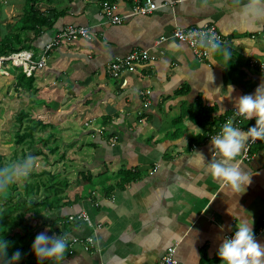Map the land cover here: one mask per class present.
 I'll list each match as a JSON object with an SVG mask.
<instances>
[{
  "label": "crops",
  "instance_id": "crops-1",
  "mask_svg": "<svg viewBox=\"0 0 264 264\" xmlns=\"http://www.w3.org/2000/svg\"><path fill=\"white\" fill-rule=\"evenodd\" d=\"M5 1L0 0V21H7L0 26V41L12 31L18 4ZM104 1L118 3L122 16L130 11L129 0H47L46 8L54 9L58 20L53 28H42L32 44L41 56L63 28L91 30L92 40L80 38L48 55L46 68L33 76L31 91L46 93V105H54V98L67 106L78 100L86 108L84 120L91 118L110 138H118L110 146L108 139H92L85 131L92 149L85 152L76 179L69 180L72 192L54 218L86 212L96 228L66 223L62 229L69 237L94 238L100 251L76 247L62 264H156L171 246L181 264H221L218 248L235 230L233 219L244 217L256 226L264 218V145L255 148L258 155L250 166L241 167L251 183L235 195L226 182L205 172L197 153L206 162L217 156L211 143H191L197 129L190 124L216 120L210 114L220 122L239 120L238 98L254 94L264 81V71L250 65L251 60L264 65V0H153L159 6L154 13L121 25L102 16ZM3 10L8 19L1 18ZM17 13L15 25L23 17L22 10ZM206 26L215 27L226 43L203 61L172 37L175 30ZM136 50L155 61L112 77V63ZM12 67L9 61L8 70ZM8 70L0 73V89L4 76L16 87L19 83L20 71L12 69L6 76ZM204 104L209 114L200 108ZM254 124L246 120L240 129ZM239 162L238 155L231 163ZM257 241L264 244V234Z\"/></svg>",
  "mask_w": 264,
  "mask_h": 264
},
{
  "label": "rangeland",
  "instance_id": "rangeland-1",
  "mask_svg": "<svg viewBox=\"0 0 264 264\" xmlns=\"http://www.w3.org/2000/svg\"><path fill=\"white\" fill-rule=\"evenodd\" d=\"M13 1L14 0H6L5 4L9 2V6H10L12 3H14ZM23 1L24 0L17 1L18 4L16 5L15 13H12L13 16V18L11 19L12 24L9 25L10 28H12V31L15 28H17L19 24V22L16 25L14 23L16 22L17 19L16 15L20 14L17 12L19 10H22V6L19 5H21V3L23 5ZM46 3L47 0H44L43 3L41 4L42 7H45V9L41 8L42 11L47 9ZM1 16H2L1 18L4 19L9 18L4 10L2 11ZM5 23H7V21H0V26H2ZM25 48L36 51L35 55L37 57L40 56V53L37 52V50L34 48V46L31 43H28ZM250 65L251 67H254L257 70H261L262 72L264 71L261 68L262 64H258L254 60L250 61ZM10 70H12V68L8 70L9 74H5L6 76L10 75ZM4 79H5V86H3L0 89V154L4 156V158H7L6 161L8 162L6 163L5 168H9L12 165H19L22 162L23 156L25 155L27 159L31 157V167L29 174L33 173V171H35V173L37 174H40L41 171L45 170L46 172H49L54 175L59 174L61 179L66 178L68 180H75L76 178H74V174L77 172V170H79V167H82V161H84L85 152H90V149H92V146L89 145L90 136L92 137V139L96 137L103 138L105 140L108 139L110 146H115L117 144L116 139L109 137V134L105 131L106 128L104 127L100 128L95 126V121L90 120L91 118L89 117L88 118L86 117L87 119L84 120L83 115L87 113L86 108H84L83 105H78L79 102L78 100L75 101L72 100L70 102V105L67 106V104L63 103L61 99L54 98L52 99V101L55 102L54 105H46V102H48L47 101L48 95L46 93L42 92L41 90L39 92L28 91V90L16 91V86L13 85L14 81H12L11 79L5 76ZM45 96L47 98H45ZM146 105L147 104H145L144 107ZM21 111L28 114L27 120L24 122L23 126L17 125L16 122V118L18 117V114ZM52 120H54L55 123L50 122ZM39 121L44 122L45 124H52L54 127L43 128L40 126L39 127L40 130H37L34 133V139L36 141L33 138H29L27 140V144L21 146L17 145L16 139L14 137L16 132L20 131L23 133L25 132L27 126L32 127ZM191 126H194L197 129V133L195 134V136L192 135L191 143L194 146H200L205 142L204 139H206V136L208 134L207 125L199 126L197 123H193L192 125L190 124V127ZM86 130L90 132L89 133L90 136H85V134H87L85 132ZM40 138L42 139L41 140L42 143L39 142ZM43 139L48 140V142L45 144ZM56 144L58 145L59 150L54 154L52 152V149L53 147H55ZM65 147H67V149H65ZM40 150L43 151V157L41 156L34 157ZM64 151H67L65 155H64ZM257 151L258 150H253L249 153H240L239 154L240 162L236 166L240 168L242 166L245 167L250 166V164L253 163V161L256 159L258 155ZM81 154L82 157L84 156L82 159H80ZM29 174L17 176L16 179L13 180L10 184L12 185L15 184L17 187V191H21V187L24 185L25 180L28 178ZM43 179L48 180V176L43 177ZM0 192H2V194L6 196L8 195L13 196L16 202H19L23 196V194L19 195V193H16V191L13 192L6 190ZM71 192L72 190L67 191V199L69 193ZM50 195L54 196L53 194ZM47 196L49 195L47 194ZM44 197L45 194L43 191L39 200H41ZM93 206L98 207L95 204H93ZM57 213H59V211H54V210L52 211V213L49 215L50 219L47 222L48 225L44 226L43 224H40V228L37 231L36 235H38L40 232H45L46 234H48L49 232H56L57 230L55 228L56 223L52 224L51 219L54 218V215ZM38 215H40V213ZM78 221L80 222V224L83 223L81 220ZM79 222L76 221L73 224L78 225ZM236 223H238L237 220L233 219V224ZM94 225L95 224L93 223V227ZM253 230L256 239H258L260 236L264 234V218L256 226L255 225L253 226ZM231 235L232 233L226 234V236H231ZM76 247L79 246H74L73 248H70L68 246L63 257H65V254H67L66 256H70ZM173 247L175 246H171L169 248H173ZM95 248H98V246H96ZM98 250L100 251L99 248L97 249V251ZM65 259L63 260V262L65 261Z\"/></svg>",
  "mask_w": 264,
  "mask_h": 264
},
{
  "label": "clouds",
  "instance_id": "clouds-1",
  "mask_svg": "<svg viewBox=\"0 0 264 264\" xmlns=\"http://www.w3.org/2000/svg\"><path fill=\"white\" fill-rule=\"evenodd\" d=\"M51 39L52 38H50L49 41H51ZM34 42L35 40L31 42V44ZM198 43L199 46L203 48L202 51L206 50L208 54L201 58L202 60L195 54L196 58L200 61L210 57L209 51H217L221 48L215 35H201ZM31 54L36 56L33 52ZM224 56L226 59H230V55L227 51L224 52ZM36 59L38 64L43 62L40 56H36ZM11 62L13 63L12 60ZM18 64H21V62L18 61L17 65ZM261 68L264 70V65H262ZM219 89L220 88H217L215 91L218 92ZM236 114L239 120L229 119L225 122H219L221 126L220 131L213 136L208 132L206 139H204L205 143H211L214 155L217 156V159L206 162L204 154L197 153L201 162L204 164L205 172L212 177L219 178L226 182L225 187L228 190H234L235 195L246 191L247 185L251 183V177L246 171L231 162L235 160L240 152L244 153L245 148L248 147V151L251 152L256 150L255 148L264 145V81L259 84L254 94L242 95L238 98ZM211 118L213 119L214 117ZM242 118H244V120ZM253 119L255 120L254 125L248 127L246 131L242 128L240 129V126L244 125L246 120ZM210 127V125H207L208 131ZM258 139L259 141H257ZM30 167L31 157L19 165H12L9 168L0 169V189L6 188L17 176L27 175L30 171ZM80 213H78V211L73 212L66 216V220L65 217H61L63 221H58V223H56L55 228L57 230L56 232H52V236L47 235L45 232H41L35 237L32 244V252L35 254L38 264H43L46 260L60 261L63 258L68 247L69 238L72 239L75 237H69L62 227L65 226L66 223L73 224L76 222L70 221L69 218L71 215H79ZM43 217L44 220L50 219L48 214ZM77 222L79 221L77 220ZM83 223L86 224L85 222ZM86 225L89 226L88 224ZM7 249V242L5 240L0 241V258L4 259V264H17L21 258V253L16 251L8 258ZM217 255L222 264H264V244L257 241L253 230V223L250 222L249 219L240 217L239 222L235 225V230L232 231V235L222 238V243L218 248Z\"/></svg>",
  "mask_w": 264,
  "mask_h": 264
},
{
  "label": "trees",
  "instance_id": "trees-1",
  "mask_svg": "<svg viewBox=\"0 0 264 264\" xmlns=\"http://www.w3.org/2000/svg\"><path fill=\"white\" fill-rule=\"evenodd\" d=\"M43 1L44 0L23 1V17L20 20L16 31L9 32L7 39H5L6 41H0V55H3L1 53L23 51L28 43L36 40V38L40 35L42 28L54 27V24L58 18L56 19V15H53L55 12L54 9L47 8L45 12L42 11L41 8L43 7L41 4ZM129 3L131 5L130 1ZM19 76L20 79L19 83H17L16 91L33 90V76H27L21 71ZM200 108L207 110V114L210 113V107L206 106L205 104L200 105ZM27 117L28 114L21 111L16 118L17 125L23 126L24 122L27 120ZM219 122L220 121L217 119L213 120L212 122L206 120L204 124L199 125L206 126L209 124L211 127L209 128L208 132L213 135L218 133L221 129ZM40 126L46 128L48 125L44 124L43 122H37L32 127L27 126L25 132L23 133L17 131L14 136L16 139V144L21 146L27 144V140L29 138L34 139V133L37 130H40ZM41 140L42 139L40 138L39 142H41ZM43 140L45 144L48 142V140ZM58 149V145H55V147L52 149V152L55 153ZM39 156L43 157V151L40 150L34 157ZM6 159L7 158H4V156L0 154V169H4L6 167V163L8 162ZM25 160H27V158L24 155L22 162ZM45 176H48V180L43 179ZM126 176H129V174H126ZM69 188L70 182L68 179H61L59 174L54 175L43 170L40 172V174L35 173V171L29 174L24 185L21 187V191H17L16 185H12L10 183L6 188L0 189V191L9 190L13 192L16 191V193H19V195L23 194L20 201L16 202L13 196H6L0 192V241L5 240L8 244V258H10L14 252L19 251L21 253V258L17 264H38V260L35 254L32 252V244L35 237L37 236L36 234L40 228V224H43L44 226L48 225L47 222L49 220H44L42 214H51L53 210L62 211L60 203L66 200V195ZM43 191L45 197L39 200ZM47 194L49 196H47ZM50 194H53L54 196ZM39 213L40 215H38ZM31 219L32 222L29 223L28 221ZM61 219L62 218L59 215L55 218H52L51 223H57ZM47 235L52 236L53 233L49 232ZM66 255L67 254H65V257ZM65 257H63L60 261L47 260L44 261L43 264H62ZM0 264H4L3 258H0Z\"/></svg>",
  "mask_w": 264,
  "mask_h": 264
},
{
  "label": "built area",
  "instance_id": "built-area-1",
  "mask_svg": "<svg viewBox=\"0 0 264 264\" xmlns=\"http://www.w3.org/2000/svg\"><path fill=\"white\" fill-rule=\"evenodd\" d=\"M129 1L131 2L130 11L125 16L119 14L120 7L118 3L104 1L101 4L102 16L110 24L121 25L128 18H133L137 16H147L154 13L159 8L158 4L153 0H129ZM201 35H206V36L215 35L220 45H222L225 41L222 35L218 32V30H216L215 27H205L202 30L179 29V30H175L172 33L173 39L179 41L180 43L189 45L194 50L196 56L199 59L208 55L206 50L202 51L203 48L199 46L198 41L201 38ZM66 38L67 41H76L80 38L91 40L92 33L88 27L70 26L67 29ZM165 39H166L165 37L161 38L162 41H164ZM11 60L13 61L14 65H17L18 63L17 59L13 57L10 59V61ZM150 60L154 62L155 58L150 56L147 52L138 51V50L132 51L128 55H126L123 59H117V61L113 62L108 72L112 77L117 78L120 75L123 76V74L127 72H137L139 68L149 64L147 62H149ZM41 65L42 62L39 63V66ZM114 139L117 140L118 138L115 137ZM257 141H259V139ZM249 152L250 151H248V147L245 148L244 153H249ZM69 219L70 221L81 220L82 222L88 224L90 227H93V224L87 213H80L79 215H71ZM96 244L97 243L94 241L92 237L86 239H80L75 237L72 239L69 238L68 240V246L70 248H73L74 246H82V248L87 252L97 251L98 248H95ZM175 255H176V248L175 247L168 248L165 255L161 258V260L157 264H180V262L176 259Z\"/></svg>",
  "mask_w": 264,
  "mask_h": 264
},
{
  "label": "bare ground",
  "instance_id": "bare-ground-1",
  "mask_svg": "<svg viewBox=\"0 0 264 264\" xmlns=\"http://www.w3.org/2000/svg\"><path fill=\"white\" fill-rule=\"evenodd\" d=\"M73 26V25H70ZM67 26L63 28L57 36L51 40L49 43L45 45L43 48L41 58L43 60L42 65L39 66L37 59H33V55L29 51H20V52H13V53H7L6 55H0V72L4 74L5 70H8L9 61L11 58H15L18 61H22L21 64L14 65L12 69L21 71L23 74L27 76H34L36 73L41 71L42 69L46 68L47 64V58L48 55L55 50L56 48L62 47L64 45H68L69 43H74L76 41H67L66 34L67 29L70 27ZM79 27V26H76ZM29 29V28H28Z\"/></svg>",
  "mask_w": 264,
  "mask_h": 264
}]
</instances>
